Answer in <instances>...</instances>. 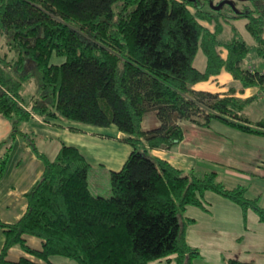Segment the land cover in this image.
I'll use <instances>...</instances> for the list:
<instances>
[{"label":"trees","instance_id":"1","mask_svg":"<svg viewBox=\"0 0 264 264\" xmlns=\"http://www.w3.org/2000/svg\"><path fill=\"white\" fill-rule=\"evenodd\" d=\"M247 2L208 11L199 0H0V114L12 124L10 139L34 117L63 118L114 126L131 146L122 168L111 171L108 198L91 192V165L77 147L62 144L53 160L34 148L43 175L26 195L23 217L0 220V264H56L54 257L78 264H195L200 253L186 237L195 220L184 214L189 206L206 210L207 192L239 205L245 216L253 209L264 223V209L246 197L247 188L226 186L217 172H184L151 154L180 144L182 123L209 128L219 121L264 136V113L255 122L246 115L256 97L239 96L250 88L264 93V73L246 67L252 47L234 24L246 21L264 63V2ZM199 51L203 70L194 65ZM222 73L234 80L225 93L195 89ZM32 78L39 94L27 103L22 93ZM150 114L158 126L144 130ZM27 237L39 239L41 249L29 247ZM13 247L37 261H9Z\"/></svg>","mask_w":264,"mask_h":264},{"label":"crops","instance_id":"2","mask_svg":"<svg viewBox=\"0 0 264 264\" xmlns=\"http://www.w3.org/2000/svg\"><path fill=\"white\" fill-rule=\"evenodd\" d=\"M262 66L264 67V65ZM262 66H259V64H251L250 67L252 69H256L258 67L262 69ZM262 71L264 73V69H262ZM202 84L204 83L197 84L195 86V89L223 94L228 90L231 84H234V80L229 74L222 73L217 77L216 80L212 79L209 82H205V85ZM260 93L263 92H259V90L257 89L250 88L247 89L243 95L239 96L241 98H248L252 96H255L257 98ZM149 116V123L151 127H157L158 121L156 120L155 114H150ZM32 120L41 122L44 125L40 126H47L48 128L53 130H56L58 126L61 125V122L59 123L58 121H53V123H47L43 122L37 117H34ZM62 126L75 129L76 131L83 130L82 128H75L71 126L69 127L67 125H64L63 123ZM182 127L184 130V140L180 144L174 146L171 150H153L151 151V154L155 157L167 160L177 169H180L184 172L194 171L199 176H203L205 173L209 172V170L212 168L208 166V164L210 163L225 165L227 166V173L226 175H224V177L228 181H231V183H234L233 187H235L236 185L238 186V184L240 183V186L246 188V186H244V184L242 183L251 182L253 181V179L264 183V161L261 160L262 158H264V155H262L259 150L255 152V150L243 148L241 147V145H239V147L235 149L231 145L233 144L231 140L225 141V139H223L221 135L212 134L209 128L200 127L191 123H182ZM65 130L66 132H68V129ZM20 132L21 134L16 135L14 139H10V135L12 134V124L4 116H2V114H0V168L1 163L5 161V168L3 172L0 171V220L4 224H14L23 217L27 210L26 195L41 179L44 171V164L42 163L38 155L34 152V148H36L38 152L39 150L36 147L35 143L33 144V139L30 137L25 138L24 136L26 134H24L23 130H20ZM92 132H90L89 130V133H91V135L94 134L93 136L97 135L101 138L109 139L114 142L117 140L120 141L125 137V135L118 130L117 132L112 131L114 134H108L101 130H94V133ZM235 132L234 133L239 139L255 138L254 140H264V136L247 134L238 130H236ZM221 133L226 132H224L223 130ZM242 133L244 135H241ZM23 137L24 139H22ZM49 140L53 141L54 139L50 138ZM4 141H6L5 144L1 145V143ZM232 141L235 140L232 139ZM62 144L70 145L58 139L56 142V145H58V149H60ZM227 147L229 150L225 152L226 150L224 149H227ZM123 151H128V149L125 147ZM33 154L35 155L33 156ZM250 157H252V160L250 159ZM249 162L253 165H250ZM103 166L105 165L103 164ZM249 171L251 172L249 173ZM204 201L206 202V210L195 206H189L191 208H197L193 209V216H185L184 214L185 218L195 220L186 228V237L188 244L191 247L197 249L200 253V258L199 260L195 261V264H227L226 259L229 258H224L222 256L226 249L223 241L224 239H226L228 231L235 233L237 224L223 231V234L221 235L222 244L215 242L213 239H210L209 235H207L205 231L202 230L201 233H198V231L193 230V228L199 226V221L205 218V215L210 217H215V215H218L219 219L225 222L230 220L235 221L239 218V216H242L246 220L248 211L245 216L242 208L239 205L220 195L207 199L206 197H204ZM200 240H207L208 242L206 243L209 245V247H212V249L209 250L207 254L202 252L203 246L202 244H199ZM4 241V233L0 229V252L3 247ZM257 245H259L261 248H258L256 250V253L264 254V242H258ZM205 255L208 256L205 257ZM10 256L18 259L17 261H19L23 257L34 260L29 254L25 253L20 248L16 249V247L11 248L8 252V260ZM259 257L260 260H257L259 259ZM9 261L16 262L15 260H12V258H10ZM239 261L250 263L249 260ZM252 261L253 263H257L259 261V264H264V255H258V257L256 256ZM167 262L171 264L174 263L173 261L171 262L168 260Z\"/></svg>","mask_w":264,"mask_h":264},{"label":"rangeland","instance_id":"3","mask_svg":"<svg viewBox=\"0 0 264 264\" xmlns=\"http://www.w3.org/2000/svg\"><path fill=\"white\" fill-rule=\"evenodd\" d=\"M199 1H202L204 3L205 9L208 11H212L213 9H216V7L221 6V3L222 5L223 3L226 4L227 8L229 4L235 10L240 9L243 3H248V2H240L238 0H199ZM261 1L264 2V0ZM234 24L237 27L238 31L241 33V35L244 37V39L252 47V52L250 56L251 58L245 63L246 67H250L251 64L252 65L259 64V66L260 65L262 66L264 63L256 58L255 50L253 48V40L245 29L246 21L240 20V21H236ZM63 61L64 59L54 58L52 60V63L57 64V63H62ZM194 65L199 70H203L205 68L206 59L201 51H199L196 60L194 62ZM262 69H264L263 66ZM202 85H205V83ZM38 94H39V86L37 85V80L36 78H32L31 82L25 85L24 91L22 93V97L25 98V101L28 103L31 97L38 98ZM246 113H247L246 115L254 122L262 117L264 113V93H260L257 96V98L254 99L251 107L248 108ZM57 121L59 123L61 122V125L58 126L56 130L50 129L47 126H40L44 124H42L41 122H37L35 120L22 123L20 126V130H23L24 134H26L24 136L25 138L30 137L33 139V144L35 143L39 152L44 153V155L48 157L49 160L55 159L59 151L58 145H56L58 139L70 145L76 146L87 157L89 163L91 164L88 172L89 188L91 192L96 196H103L107 198L111 197L112 196L111 188H110L111 171L119 170L123 166V164L127 160L128 155L131 152V146L127 144L125 141H123V139L114 142L109 139L101 138L97 135L93 136L94 134L91 135V133H89V130L90 132L93 131L92 133H94V130L96 131L101 130L108 134H114L112 131L117 132V129L114 126L108 128H97L91 125L82 124L63 118H58L55 120V122ZM149 121H150V116L146 117V119L143 122L144 130H148L152 128ZM62 123L69 127L71 126L75 128H82L83 130L76 131L75 129L72 128H66L65 126H62ZM65 129H68L67 130L68 132H66ZM209 129L211 130L212 134L221 135V137L225 139V141L231 140V142L233 143L231 145L235 149L239 147V145H241V147L255 150V152L259 150V152L262 155H264V140L262 139H256V140H254L255 138L239 139L235 134L236 133L235 129L230 128L219 121H214L212 125L209 127ZM223 130L226 133H221ZM241 135L244 134L242 133ZM24 137L22 139H24ZM50 138H53L54 140L51 141L49 140ZM232 139H234L235 141H232ZM125 147L128 149V151H123ZM224 150H226L225 152H227V150L229 149L227 147V149ZM34 155L35 154H33V156ZM251 158L252 157H250V159ZM261 160L264 161V158H262ZM103 164L105 166H103ZM249 164L253 165L250 162ZM208 166L213 168V169L211 168L209 172H217L218 180L223 182L226 186L229 187L234 186V183H231V181H228L224 177V175H226L227 173V166L216 163H210L208 164ZM250 172L251 171H249V173ZM242 184H244V186H246L247 188L246 197L252 200L257 198L256 200L258 202V205L264 208V183L257 181L256 179H253V181L251 182H243ZM217 195L218 194L214 192H207L205 197L207 199L210 197H217ZM188 208L189 209H187L185 212V216H193L192 211L193 209H197V208L194 207L193 208L188 207ZM199 223H200L199 226L194 227L193 230L198 231V233H201L202 230L205 231L207 235H209L210 239H213L215 242L218 243H221V235L223 234V231L237 224V228H235V233L228 231L227 237L223 241L226 248L225 252L222 255L224 258H237L238 260H249L250 263H253L252 261L253 258H255L256 256L258 257V255H264V254L256 253V250L258 248H261L259 245H257V243L264 242V223L260 222L258 214L253 209L248 210L246 220L242 216H239V218L235 221L230 220L223 222L219 219L218 215H215V217H210L205 215V218L200 220ZM206 242L208 241L200 240L199 244H202L203 246L202 252L207 254V252L211 250L212 247H209V245ZM27 243L30 247L34 249L39 250L41 248V241L34 237L33 238L28 237ZM16 249H19V247H16ZM206 256L208 255H205V257ZM31 257L35 261H37L36 258H34L33 256ZM10 258H12V260L15 261L18 260L12 256H10ZM257 260H260V257ZM52 261L56 264H78L75 261L64 257H54L52 258ZM150 264H171V263H168L167 259H162L151 262ZM253 264H259V261Z\"/></svg>","mask_w":264,"mask_h":264},{"label":"water","instance_id":"4","mask_svg":"<svg viewBox=\"0 0 264 264\" xmlns=\"http://www.w3.org/2000/svg\"><path fill=\"white\" fill-rule=\"evenodd\" d=\"M238 1H241V2H247V1H250V0H238Z\"/></svg>","mask_w":264,"mask_h":264},{"label":"flooded vegetation","instance_id":"5","mask_svg":"<svg viewBox=\"0 0 264 264\" xmlns=\"http://www.w3.org/2000/svg\"><path fill=\"white\" fill-rule=\"evenodd\" d=\"M241 2V1H240Z\"/></svg>","mask_w":264,"mask_h":264}]
</instances>
